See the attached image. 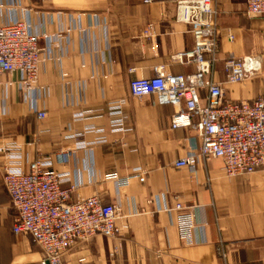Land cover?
<instances>
[{
	"label": "crops",
	"instance_id": "1",
	"mask_svg": "<svg viewBox=\"0 0 264 264\" xmlns=\"http://www.w3.org/2000/svg\"><path fill=\"white\" fill-rule=\"evenodd\" d=\"M216 7L219 38L209 79L222 84L226 99L252 101L264 93V18L247 17L246 0H217ZM15 21L40 37L43 63L29 92L19 73L0 74V264L42 263L32 239L12 233L1 172L5 164L27 172L39 158L74 187L71 201L97 196L118 207L120 235L76 245L68 264H264V168L230 178L220 160L199 159L194 174L176 169L192 132L170 128L172 107L130 95L133 79L152 78L159 68L194 72L192 64L174 61L193 44L174 2L0 0V25ZM230 55L259 57L260 73L226 83ZM65 151L68 163L56 164L54 156ZM109 173L133 178L118 188L104 180ZM177 202L192 208V245L178 236Z\"/></svg>",
	"mask_w": 264,
	"mask_h": 264
},
{
	"label": "built area",
	"instance_id": "2",
	"mask_svg": "<svg viewBox=\"0 0 264 264\" xmlns=\"http://www.w3.org/2000/svg\"><path fill=\"white\" fill-rule=\"evenodd\" d=\"M175 3L176 20L188 25L192 48L174 57V61L192 64L194 72L172 75L163 68L154 77L133 79L129 83L134 98L151 97L157 106L173 109L170 128L192 132L189 153L177 160L176 169L195 173L199 159H217L227 177L249 175L264 168V93L252 101H230L220 83L210 81L215 62L219 28L217 0H142L144 5ZM249 18H264V0H246ZM227 39L232 41V35ZM40 37L25 21L0 25V74L19 73L24 92L31 91L38 80L43 63ZM261 61L255 55L224 62L228 84L252 80L260 73ZM205 92L203 98L200 92ZM43 120L46 114L36 112ZM196 139L199 146L196 145ZM70 153L60 152L54 162L64 166ZM51 161L39 158L31 162L27 172L5 164L1 168L2 184L14 212L12 233L28 236L42 252L41 264H68L66 254L76 245L101 236L120 235L116 225L118 207L103 204L97 196L71 201L74 187L53 170ZM140 177V181L144 178ZM133 177L120 178L117 173L104 176L118 188H126ZM175 227L180 240L188 245L196 223L191 207L177 202L174 206Z\"/></svg>",
	"mask_w": 264,
	"mask_h": 264
}]
</instances>
